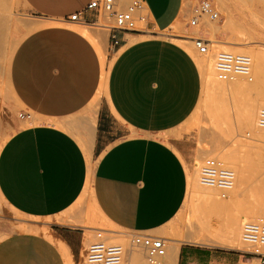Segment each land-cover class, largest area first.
Masks as SVG:
<instances>
[{"label":"crops","instance_id":"obj_1","mask_svg":"<svg viewBox=\"0 0 264 264\" xmlns=\"http://www.w3.org/2000/svg\"><path fill=\"white\" fill-rule=\"evenodd\" d=\"M89 1L20 0L33 17L25 21L28 29L13 32L20 40L9 70L12 92L30 114L23 112L29 117L0 144V198L31 221L45 219L28 223L38 231L45 225L72 255L95 228L109 227L164 238L162 264H259L238 248L178 236L186 232L176 223L193 156L172 135L199 96L202 77L194 57L166 33L184 0H143L145 28L116 31V45L109 32L99 34L107 61L120 52L94 115L86 108L98 90L101 62L91 41L72 28L81 24L67 19L77 11L94 19L83 11ZM32 19L63 25L32 28L38 23ZM79 127L81 142L70 131ZM47 240L38 232L5 235L0 264H64Z\"/></svg>","mask_w":264,"mask_h":264},{"label":"rangeland","instance_id":"obj_2","mask_svg":"<svg viewBox=\"0 0 264 264\" xmlns=\"http://www.w3.org/2000/svg\"><path fill=\"white\" fill-rule=\"evenodd\" d=\"M0 1L2 2V4L0 3V14L2 15L0 17L3 18V25L1 27V30L3 32V37L0 40L1 42L0 44V144L2 145L5 142V140L19 127V124L17 125L18 120L21 119L18 116L19 113L27 111L26 109H24V107L18 106L15 103V101L12 99L11 94H9V85L11 90H13L11 86L9 66L14 50L17 46V43L20 40V37L16 35L14 36L13 32L22 30L24 24L25 26L26 24H29L28 22L25 21L29 20L28 18H31L33 16H31V14L27 12H24L20 0H0ZM211 1L214 7L216 8V10L218 11V17L215 20L217 28L213 34L204 32L205 35H203L204 37L202 38L208 40V42L210 41L209 43L211 45H213V41L211 39L215 38L216 40L219 41H234V42L242 43V47H244L245 49L248 50L253 49L256 51L260 50L264 53V0H222L220 2L218 0H211ZM194 4H195V0H184L183 10L181 12V21L179 20V18H177V21L176 22L174 21L171 24L168 31L166 32L169 33V35H171L172 37H176L174 38L175 41L177 39L191 40L190 36L194 34L195 29L189 30L190 26L188 22L191 16L190 9ZM207 20L208 19L206 18L202 19L200 22L201 26H204V24L208 23ZM142 28H145V26ZM92 30H96V29H92ZM200 31H204V30L200 29L198 33L195 35H198ZM106 34H108V31H106ZM106 48L108 47L106 46ZM216 48L212 47L208 51V53L210 52L209 54L213 55V57H214V53L217 50H220L219 48L218 49ZM114 55L112 56V58L114 57ZM112 58L109 61H107V66L110 64ZM190 59L193 61L195 65L194 60L191 57ZM199 76L201 80V88H200L199 96L196 98L194 102H192L190 108L187 110L186 113L188 116L186 117L184 122L179 126L178 129L174 131L172 135V137L180 138V140H182L177 144L178 149L182 153L188 156H193L192 163L188 164L190 168L191 167L193 168L195 157L197 155L199 156V160L201 162L202 159L205 156H207V155H203L199 151V147L201 146L208 147L209 145L213 144V142L215 141L218 135H223L222 138L223 140L221 139L223 149L231 150L235 154L234 160L231 161L235 164H242L249 166V168L254 171L253 173L255 174V178L254 176H252V179L256 182L258 179L256 167L258 166L259 162L263 160L264 146L249 141L247 136L248 134L246 133V129L240 126L239 123L241 122L240 120L241 115L236 110V108L239 105V99L236 97V95L234 94L235 92L232 90L230 86H223L221 88L218 87L216 83L213 82L211 79L208 78V80H205L204 78H202L200 73ZM252 76H253L252 81H254L255 77L254 75ZM227 82L228 81H226V83ZM211 93H213L214 96L220 101L219 104L221 106L219 110H215L212 113L208 111V98L210 97ZM224 111H226L229 115V119L231 123L230 128H226L225 124L222 122V116ZM236 128L238 129L236 130ZM219 129L220 130L222 129L221 132L223 131V134H220ZM70 131L77 138V140L81 142L80 127L70 129ZM159 136L163 139L167 138V134L165 133H160ZM218 159L224 165L225 162L228 161L226 159L225 160L221 158ZM232 169L234 170V168ZM198 174H199V170H198ZM218 193L219 192H217V196L219 197ZM248 194L249 193H244L243 197H246ZM229 195L230 192L224 198L227 199ZM81 201L82 199H78L75 205ZM188 205L189 204L186 202V198H185L184 204L182 206L183 209L180 210L179 214L177 215L178 216L176 223L177 226L180 229H186L185 234L184 235L182 234L180 238L183 237L187 238V233L194 232L199 227L198 223L193 221L190 222V220L188 219V215L190 212ZM47 220L50 219H46V221ZM55 220H59V217H55ZM28 222L41 225L45 223V219H38L36 221H31L27 217L15 212L0 198V239L9 233L19 232V231L31 232L35 234H37L38 232L42 235V232L46 226L44 225L41 226L40 231H38L35 226L30 225ZM26 227L29 229H27ZM207 227H208L207 230L208 231L210 230L209 232L212 231V233H210L211 235L217 230L221 229L222 224L217 218L210 217V219L207 221ZM103 228H107V227H103ZM115 230L122 231L119 229H115ZM51 235L53 236L52 233ZM210 237L211 236H208L203 239H198V240L191 239V240L196 242L220 245L218 242H216L213 238ZM92 240H94L93 233H90L87 239H85L83 243V247H81L79 254L74 253L72 255V260L74 261L73 264H82L84 262L83 261L84 256H82L84 255L83 248H85L87 244ZM114 240L121 241L122 238L116 237ZM129 250L127 251L128 253ZM133 251H136L137 253L144 255L142 249L133 248ZM127 252L124 258V261L126 260L125 264L127 263V258H128Z\"/></svg>","mask_w":264,"mask_h":264},{"label":"bare ground","instance_id":"obj_3","mask_svg":"<svg viewBox=\"0 0 264 264\" xmlns=\"http://www.w3.org/2000/svg\"><path fill=\"white\" fill-rule=\"evenodd\" d=\"M218 1L220 2L222 0H218ZM0 3L2 4L1 1ZM0 16L2 15L0 14ZM35 20L38 21V23L36 24V22H34L35 25H32L31 26L32 28L34 27L37 28V26H40V25H43V26L54 25V24L63 25L60 22H56L52 20H42V19H35ZM179 20H181V16L179 17ZM176 21L177 19L175 20V22ZM207 21L208 23L204 24V26H201V24L196 25L194 27L190 26L189 27L190 29H195L194 34L190 36V38L197 37V36L204 37L203 36L205 35L204 32L213 34L217 28L216 21L215 20L214 21L207 20ZM2 25H3V18L0 17V40L3 37V32L1 30ZM24 26L23 28H26V27L29 28L30 25L26 24V26L25 27ZM72 28L78 31L79 33H81L82 35H84L85 37H87L91 41V43L93 44V46L95 47L97 51V54L101 62V77H100V83L98 86V90L95 96L93 97V99L91 100L90 104H88L86 108V111L88 112V114L94 115L98 108L99 98L101 97V95L107 94V79H108V74H109V68L111 67L117 54L120 52V49L119 51H117V53H115L110 64L107 66V59H106L107 51H106L105 46L103 45L104 41L102 43L101 42L102 39L100 40L98 38L99 34L100 35L102 33L106 34V30L99 28L98 31L94 33L93 30L89 28V26L83 25V24L72 25ZM200 29L201 30L203 29L204 31H200L198 35H195L198 33ZM100 37H102V35ZM211 40L213 41V45L209 43L210 41L208 42V51L212 47L214 48L218 47L221 50H229L232 52H239V53H245V54L248 53L252 59L251 76L254 75L255 80L252 81L253 76L251 80H248L244 76H240V75L235 76L231 80H219L216 78V75H215L214 58H213V55L209 54L210 52L208 53L207 51L205 54L197 53L195 47L192 45L191 40L177 39L175 42L183 46L194 57V59L196 60L201 70L202 77L205 80H208L209 78L213 82H215L218 87H221V88L223 86H230L232 88V90L235 92L234 94L239 99V105L236 108V110L241 115V119H240L241 122L239 123L240 126L246 129V133L248 134L246 135L248 136L249 141L254 142L258 145L264 146V129L259 128L256 124L257 112L259 108L264 107V90H263L264 89V53L260 50L256 51L253 49H250V50L245 49L244 47H242V43H238L234 41H219V40H216L215 38ZM226 81L228 82L226 83ZM9 94H11L12 99L15 101V103L18 106H21V103L19 102L15 94L10 89V86H9ZM219 103L220 101L214 96L213 93H211L210 97L208 98V111L212 113L215 110H219L221 107ZM222 122L225 124L226 128H230L231 123H230L229 115L226 111L223 112ZM237 129L238 128H236V130ZM221 130L219 129L220 134H223V131L221 132ZM222 138H223V135H218L212 145H209L208 147L201 146L199 147V151L203 155L215 156V157H218L224 160L225 159L228 160L227 162H225V165H224L217 158L224 166L234 168V172H235L234 186L232 190L229 191L230 195L227 199L224 197H221L219 193H218L219 195L218 197L217 189L201 186L198 182V176H199L198 170H199V166L201 165L200 164L201 161L199 160L198 155L195 157V161L193 165L194 167L192 168V170L187 169L188 190H187V195H186V202L189 204L188 206L190 209L188 219L190 220V222L193 221V222L198 223L199 227L197 228L196 231L187 233V238L198 240V239H203L208 236H211L210 238H213L220 245H223L226 248L228 247L232 249L233 248L237 249L242 246L241 240H240L242 223L244 221L256 220L260 215L264 216V156H263V160H261L258 166L256 167L258 179L255 182L252 179V176H254L255 178V174L253 173L254 171L251 170L249 166L242 165V164H235L231 161V160H234L235 154L231 150L223 149L222 141H221ZM244 193H249V194L246 197H243ZM210 217L217 218L222 224V228L217 230L216 232L213 231L214 233L211 235L210 233H212V231L209 232L210 230L209 231L207 230L208 228L207 221L210 219ZM98 228H95V229H98ZM99 229H107L110 231H116L113 228L100 227ZM90 232L92 231L91 230L85 231L86 234ZM42 235L44 238L51 241L58 248L63 258L64 264H73L74 261L72 260L71 251L68 248V246H66L65 242H62V240L58 238L55 239L51 235L49 229L46 227L44 228ZM178 236H182V233H179ZM175 240L179 241L180 239L175 238ZM172 244L174 243L172 242ZM127 257L128 258H127L126 264H147L145 260V256L137 253L136 251H133V248H130ZM143 257H144V260H143ZM83 261H84V257H83ZM125 262L126 260L124 261L123 259L122 263L125 264ZM82 264H85V262H83Z\"/></svg>","mask_w":264,"mask_h":264},{"label":"built area","instance_id":"obj_4","mask_svg":"<svg viewBox=\"0 0 264 264\" xmlns=\"http://www.w3.org/2000/svg\"><path fill=\"white\" fill-rule=\"evenodd\" d=\"M83 11L92 12L95 18L87 20L82 11H77L67 19L89 27L105 29L109 32L112 45L118 43L116 31H140L147 22L143 0H90ZM190 13L188 24L191 27L199 25L204 18L214 21L218 17V11L211 0H195ZM191 40L198 53L205 54L208 51V40L200 36ZM213 58L217 79L231 80L240 75L251 80L252 59L248 54L220 49L214 53ZM18 116L23 119L28 118L29 114L22 112ZM256 124L264 129V107L257 112ZM198 182L201 186L217 189L219 195L225 197L234 186L235 172L216 157L205 156L199 167ZM93 237L94 240L83 249L85 264H121L130 248L142 249L147 264H161L167 253L164 238L147 233L95 229ZM114 237L122 240H114ZM240 240L242 246L238 248L239 251L253 256L259 264H264V216L244 221Z\"/></svg>","mask_w":264,"mask_h":264}]
</instances>
